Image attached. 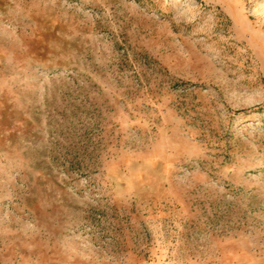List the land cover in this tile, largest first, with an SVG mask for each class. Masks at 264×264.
I'll return each mask as SVG.
<instances>
[{"label":"rangeland","instance_id":"rangeland-1","mask_svg":"<svg viewBox=\"0 0 264 264\" xmlns=\"http://www.w3.org/2000/svg\"><path fill=\"white\" fill-rule=\"evenodd\" d=\"M0 264H264V0H0Z\"/></svg>","mask_w":264,"mask_h":264}]
</instances>
